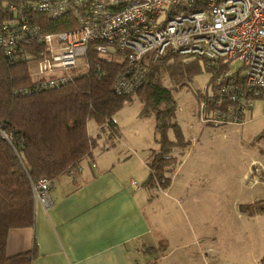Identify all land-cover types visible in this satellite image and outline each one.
Returning <instances> with one entry per match:
<instances>
[{
    "label": "built area",
    "instance_id": "obj_1",
    "mask_svg": "<svg viewBox=\"0 0 264 264\" xmlns=\"http://www.w3.org/2000/svg\"><path fill=\"white\" fill-rule=\"evenodd\" d=\"M0 9L2 54L17 59L24 44L42 47L32 73L36 89L88 74L95 55L98 70L99 59L122 65L113 89L129 95L145 81L148 64L178 55L222 67L200 101L205 124H239L251 107L248 93L264 97V0H0ZM42 18L71 27L44 32ZM50 188L49 180H38L33 201L48 209Z\"/></svg>",
    "mask_w": 264,
    "mask_h": 264
},
{
    "label": "trees",
    "instance_id": "obj_2",
    "mask_svg": "<svg viewBox=\"0 0 264 264\" xmlns=\"http://www.w3.org/2000/svg\"><path fill=\"white\" fill-rule=\"evenodd\" d=\"M5 18L0 9V32ZM65 21L42 18L38 25L44 32L65 31L71 27ZM21 48L17 59L0 51V264L31 261V252L8 256L6 242L11 230L33 224L32 186L40 179L52 182L75 171L96 147L102 132H108L109 139L117 135L114 116L133 97L142 104L140 117L153 116L157 144L145 160L148 175L143 186L154 191L168 189L190 142L174 120L176 104L163 82L184 87L201 71L199 61L212 71L211 80L222 69L203 59L167 55L148 64L145 81L134 93L120 95L113 83L122 65L99 59L98 70L92 61L98 58L90 55L88 74L55 88L36 89L32 73L42 47L24 44ZM247 96L263 98L255 92ZM89 121L99 129L96 136L87 131ZM240 209L249 216L263 213L264 200Z\"/></svg>",
    "mask_w": 264,
    "mask_h": 264
},
{
    "label": "rangeland",
    "instance_id": "obj_3",
    "mask_svg": "<svg viewBox=\"0 0 264 264\" xmlns=\"http://www.w3.org/2000/svg\"><path fill=\"white\" fill-rule=\"evenodd\" d=\"M199 64L201 71L184 87L173 88L163 82L176 104L174 120L190 142L174 178L173 192L180 200L164 198L161 190H146L155 200L160 225L175 234L171 249L190 243V249H185L189 256L183 254L185 259L183 250L175 248V264H264V212L249 216L240 209L264 200V97L249 99L251 107L241 115L239 124L203 123L200 101L211 87L212 71L205 70L202 61ZM239 67L231 65L232 69ZM227 106L222 105L220 111L226 112ZM141 108L133 97L114 120L121 147L145 158L148 149H157V144L154 118L140 117ZM87 131L94 135L99 129L89 121ZM101 135L106 137L108 132ZM168 135L174 139L171 129ZM134 181L141 186L137 177Z\"/></svg>",
    "mask_w": 264,
    "mask_h": 264
},
{
    "label": "crops",
    "instance_id": "obj_4",
    "mask_svg": "<svg viewBox=\"0 0 264 264\" xmlns=\"http://www.w3.org/2000/svg\"><path fill=\"white\" fill-rule=\"evenodd\" d=\"M117 129L110 139L99 136L79 172L51 182L52 205L46 209L34 202L33 224L8 233V256L31 252L29 264H175V248L183 250L182 259L189 256L190 243L171 249L175 234L160 225L155 200L143 186L152 149L145 158L124 150ZM181 164L161 192L166 199L180 200L173 187ZM136 177L141 188L130 184Z\"/></svg>",
    "mask_w": 264,
    "mask_h": 264
}]
</instances>
